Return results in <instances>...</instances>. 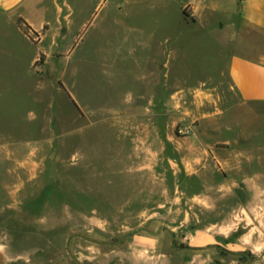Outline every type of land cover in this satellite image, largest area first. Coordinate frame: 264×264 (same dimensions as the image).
<instances>
[{
	"label": "rangeland",
	"instance_id": "374dc122",
	"mask_svg": "<svg viewBox=\"0 0 264 264\" xmlns=\"http://www.w3.org/2000/svg\"><path fill=\"white\" fill-rule=\"evenodd\" d=\"M150 1L45 0L55 19L37 45L0 12V264H121L123 238L160 228L173 264H264V103L229 84L222 35L175 5L157 13L171 87H197L164 93L167 54L149 60L118 10ZM41 48L53 57L30 65ZM131 101L150 107H120ZM198 232L246 250H182Z\"/></svg>",
	"mask_w": 264,
	"mask_h": 264
},
{
	"label": "crops",
	"instance_id": "0c3cea01",
	"mask_svg": "<svg viewBox=\"0 0 264 264\" xmlns=\"http://www.w3.org/2000/svg\"><path fill=\"white\" fill-rule=\"evenodd\" d=\"M173 5L179 10L180 23L187 24L184 8L189 7L193 15L202 23V28L216 30L219 35H222L218 43L222 47L221 49L224 51L226 58L221 68L225 66L229 84L245 103H264V42L249 37L246 33L240 31L241 28L253 29L264 36V0H151L147 6L119 7L122 23L132 29L134 34L133 43L138 46L148 45L150 47L152 45L153 49L149 55V60L160 64L162 55L167 54L169 82L167 86L166 79L163 80V90L164 93L168 94L192 91L197 87L189 89H173L171 87L170 62L173 38L171 31L169 33L161 31L166 28V16L157 13H171L168 9L172 10ZM0 12L5 16V19L17 26L28 41L35 45L45 40L51 15L52 19H55V6L50 7L48 3H45V0H0ZM143 14L153 15H147L145 21L142 19ZM58 19L61 21L60 16ZM24 27H27L30 32L36 35V42H33L30 38V32L27 33L23 30ZM225 35H227V39L223 38ZM155 45L158 47H154ZM41 55L45 56L47 63L54 53L52 54L47 49L41 48L33 55L30 65L36 62ZM53 66V63L49 66L50 73L55 77ZM205 82L203 81V84ZM132 102L120 107L148 108L150 105L147 103H154V100L140 105H135ZM154 105L152 104V107ZM51 139L55 140V136ZM240 181H236V183ZM252 182L256 183L255 187H261L257 184V181ZM220 240L222 239L219 234L211 235L207 232H198L190 236L188 246L182 250L207 253L218 247L227 254H231V256H240L246 250L240 243L222 240L223 244H221ZM172 243L173 237L169 238L163 228L152 233L135 232L129 234L120 243L122 248L127 246L126 249L129 250L121 258V264H173L170 250ZM107 247L109 248V244H93L88 248L91 251L107 252ZM187 263L193 264L194 262L188 261ZM200 263L244 264L240 259L234 257L229 258V260L208 261L205 259ZM247 264L251 263L247 262Z\"/></svg>",
	"mask_w": 264,
	"mask_h": 264
},
{
	"label": "water",
	"instance_id": "95a60500",
	"mask_svg": "<svg viewBox=\"0 0 264 264\" xmlns=\"http://www.w3.org/2000/svg\"><path fill=\"white\" fill-rule=\"evenodd\" d=\"M71 235H75V233H71Z\"/></svg>",
	"mask_w": 264,
	"mask_h": 264
}]
</instances>
